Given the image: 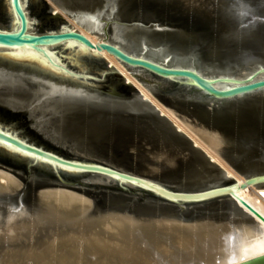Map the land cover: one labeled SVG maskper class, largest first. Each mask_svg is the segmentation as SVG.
I'll use <instances>...</instances> for the list:
<instances>
[{
    "label": "water",
    "instance_id": "95a60500",
    "mask_svg": "<svg viewBox=\"0 0 264 264\" xmlns=\"http://www.w3.org/2000/svg\"><path fill=\"white\" fill-rule=\"evenodd\" d=\"M0 0V249L111 236L264 264V0ZM105 49L244 178L177 129Z\"/></svg>",
    "mask_w": 264,
    "mask_h": 264
},
{
    "label": "bare ground",
    "instance_id": "6f19581e",
    "mask_svg": "<svg viewBox=\"0 0 264 264\" xmlns=\"http://www.w3.org/2000/svg\"><path fill=\"white\" fill-rule=\"evenodd\" d=\"M48 1L56 3L54 0ZM59 11L69 22L70 20L74 21L73 17L64 12L62 8ZM71 25L93 43H98V41L80 24L79 25L83 29L73 23ZM90 51L103 55L111 65L115 66L125 75L128 82L139 88L145 98L149 99L159 108L163 115H166L177 125L178 130H182L187 134L193 140L194 144H198L212 156L210 159L213 161L216 160L219 165L225 168L228 175L235 177L240 183L245 181V178L231 164L186 124L173 110L165 103L163 104V102L116 57L105 49L99 50L93 47ZM236 194H240L241 197L245 196L248 199L255 197L257 203L260 201L264 205V189H256L253 185H246L244 188L240 189V192L236 191ZM73 258H77V260L79 259L81 262H88V264H171L111 236L87 231L58 234L42 243L30 247L0 249V264H71V259Z\"/></svg>",
    "mask_w": 264,
    "mask_h": 264
},
{
    "label": "rangeland",
    "instance_id": "374dc122",
    "mask_svg": "<svg viewBox=\"0 0 264 264\" xmlns=\"http://www.w3.org/2000/svg\"><path fill=\"white\" fill-rule=\"evenodd\" d=\"M51 3V2H50ZM52 4V6H53V8H54V10L52 11V13H55V12H60L59 10H61V6L60 5H58V4H56V3H51ZM61 13V12H60ZM74 19V18H73ZM75 21V22H74ZM74 21H71L70 20V22H71V24L73 23V24H75V25H77L78 27H80V28H82L80 25H79V23L74 19ZM83 29V28H82ZM125 68V67H124ZM126 69V68H125ZM130 71V70H129ZM128 72V71H127ZM129 73V72H128ZM164 104V103H163ZM224 160V159H223ZM77 258H73V259H71V264H84V263H86V264H88V262H81L79 259L77 260Z\"/></svg>",
    "mask_w": 264,
    "mask_h": 264
}]
</instances>
